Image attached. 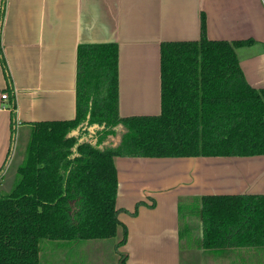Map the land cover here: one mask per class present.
<instances>
[{
    "label": "crops",
    "instance_id": "obj_1",
    "mask_svg": "<svg viewBox=\"0 0 264 264\" xmlns=\"http://www.w3.org/2000/svg\"><path fill=\"white\" fill-rule=\"evenodd\" d=\"M264 0H0V171L8 173L17 131L31 123L77 117L78 48L119 46V112L122 117L161 113V55L165 41L200 39L201 14L210 40L253 39L238 50L246 80L264 89ZM261 48L257 49V46ZM259 50V51H258ZM243 55L244 58L241 56ZM7 92L9 98L2 99ZM16 137L13 142L12 102ZM119 220L127 242L115 253L126 264H181L180 201L196 212L184 255L198 264H264V247L205 249L200 199L210 195H264V155L253 157H115ZM7 163V165H6ZM4 184V183H3ZM139 202L137 214L132 215ZM154 203V206L151 205ZM184 215V216H185ZM116 239V238H113ZM92 241V240H86ZM84 242L44 240L41 264L72 263ZM185 242V241H184ZM115 254V264L119 255ZM186 260V259H185ZM74 263V262H73ZM197 264V263H196Z\"/></svg>",
    "mask_w": 264,
    "mask_h": 264
},
{
    "label": "trees",
    "instance_id": "obj_2",
    "mask_svg": "<svg viewBox=\"0 0 264 264\" xmlns=\"http://www.w3.org/2000/svg\"><path fill=\"white\" fill-rule=\"evenodd\" d=\"M200 31L199 40L161 43V113L152 116L120 115L118 44L79 46L76 119L31 123L8 191L2 189L5 166L0 171V264H41L47 239L116 238L117 248L125 245L115 157L264 155V89L248 83L238 54L256 41L210 40L203 13ZM0 58L11 81L1 44ZM11 109L8 161L14 101ZM200 206L205 249L264 247V195L204 196ZM191 230L184 225V239ZM119 256L126 264L127 254Z\"/></svg>",
    "mask_w": 264,
    "mask_h": 264
},
{
    "label": "rangeland",
    "instance_id": "obj_3",
    "mask_svg": "<svg viewBox=\"0 0 264 264\" xmlns=\"http://www.w3.org/2000/svg\"><path fill=\"white\" fill-rule=\"evenodd\" d=\"M259 48H261V46L258 45L257 49ZM241 57L244 58L243 55ZM30 134H31V129L25 127L17 131L18 137L16 142L17 144L15 148V154L10 164L8 173L6 174L5 180L3 181L4 182L2 186L3 191H8L12 188L15 175L17 172V168L24 161V155H25L26 147L28 145ZM190 204H189V208L194 210ZM180 211H181L180 228L184 231V225H186L188 221L196 215V212L193 211L190 215L189 214L185 215L184 200L180 201ZM182 237L183 238L180 239L181 264H195L197 261V256L184 255V251L186 252L185 249L188 248L191 250L194 244L193 245L190 244L192 240H190L189 244H187L186 240L184 239V233L182 234ZM191 237L192 235L189 238ZM117 240L118 239H98V240L82 242L80 247L76 249L77 256H73L72 260H70L72 261V263L68 262V259L67 260L64 259L66 255L64 253L65 251L57 253V256H61V255L64 256L62 262L64 264H115V259L117 258L115 254L118 253L114 252L115 250L114 244L117 243ZM190 258H195V259L189 260Z\"/></svg>",
    "mask_w": 264,
    "mask_h": 264
},
{
    "label": "built area",
    "instance_id": "obj_4",
    "mask_svg": "<svg viewBox=\"0 0 264 264\" xmlns=\"http://www.w3.org/2000/svg\"><path fill=\"white\" fill-rule=\"evenodd\" d=\"M8 98H9V95H8L7 92H5V93L2 94V99L7 100Z\"/></svg>",
    "mask_w": 264,
    "mask_h": 264
}]
</instances>
